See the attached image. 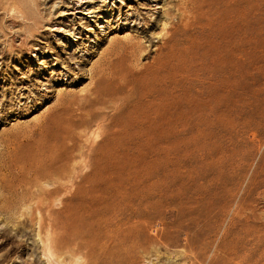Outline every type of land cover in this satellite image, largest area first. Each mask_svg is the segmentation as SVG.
Returning <instances> with one entry per match:
<instances>
[{
    "label": "rangeland",
    "instance_id": "obj_1",
    "mask_svg": "<svg viewBox=\"0 0 264 264\" xmlns=\"http://www.w3.org/2000/svg\"><path fill=\"white\" fill-rule=\"evenodd\" d=\"M22 3L29 19L10 3L0 8V137L50 113L56 160H75L78 175L92 170L105 191L124 195L123 213L137 225L123 231L120 255L133 264H222L216 253H202V242L205 235L232 238L242 228L240 216L251 229L245 237H264V143L250 154V172H256L251 186L230 195L219 178L220 162L237 160L238 146L247 160L254 138L246 123L263 116L264 0L249 1L250 17L233 32L234 59L225 54L227 60L216 62L221 67L192 69L181 81L156 86L140 79L148 58L132 62L126 79L120 61L132 36L149 46L158 41L166 0ZM159 97L170 108L156 111L152 101ZM103 145L109 155L100 160ZM15 227L0 213V242L7 229L23 243L21 257L15 252L3 264H49L41 248L33 252L37 236Z\"/></svg>",
    "mask_w": 264,
    "mask_h": 264
},
{
    "label": "bare ground",
    "instance_id": "obj_2",
    "mask_svg": "<svg viewBox=\"0 0 264 264\" xmlns=\"http://www.w3.org/2000/svg\"><path fill=\"white\" fill-rule=\"evenodd\" d=\"M249 1L251 0H166L164 17L158 21L161 24L158 41L149 46L144 44L140 37L132 36L131 41L123 45L124 54L120 55L122 78L126 79L128 71L132 69L129 65L139 56L149 59L139 69L140 79L154 86L179 78L181 81L192 69L209 70L218 62L217 59L223 58L225 54L233 58L236 55V40L234 43L232 35L237 31L239 21L241 20L244 27L250 17ZM9 3L14 7L11 10L17 9V15L22 16V19L30 18L28 8L23 5L22 0H0V8L7 9ZM214 76L212 74V77ZM206 77L203 80H206ZM228 78H232V74ZM163 86L165 85L162 84V88ZM164 98L159 97L152 101L156 111L168 107V101ZM262 105V118L257 119L254 116L246 123V128L252 132L251 137L254 138H251L252 147L248 145L249 149L246 151L247 160H242L243 151L238 146L242 130L241 124L238 123L237 160L220 162V182L222 181L230 195H236L242 191L243 184L251 186L255 180L256 172H250L253 165L250 154L258 144L264 143V100ZM139 112L140 115L142 111ZM22 114H25L24 110L20 109L18 115ZM8 117L9 115L4 113V118ZM49 117L50 113L46 114L42 120L33 123V127L18 125L19 128L17 126V129L10 131L6 137H0V213L6 215V222H12L16 226V231L37 236H33V252L41 248L49 264H133L131 257L118 253L125 244L123 231L137 225L132 222V217L123 213L125 206L123 209L121 204L124 195L105 191L104 180L98 178L92 170L78 175L75 160H56L57 146L52 134L48 135L49 129L55 123ZM105 154L108 152L103 145L99 159ZM62 165L65 167L62 168ZM223 168L230 170V173L223 176ZM260 171L262 172V169ZM225 178L230 185L225 183ZM241 219L240 216L236 221H241L237 222V225L242 228L235 230L232 238L223 234L218 240L205 235L202 253H216V258L218 257L222 264H264L263 235L256 232L254 235L250 233V237H245L246 231L250 232L251 229L248 223ZM2 232L4 237L0 242V249L5 251L0 256V264H3L6 256L15 252L20 253L21 257L19 248L23 244L22 240L17 244L16 235H10L7 229ZM214 257L213 255L212 258ZM26 264L39 262L36 259H28Z\"/></svg>",
    "mask_w": 264,
    "mask_h": 264
}]
</instances>
